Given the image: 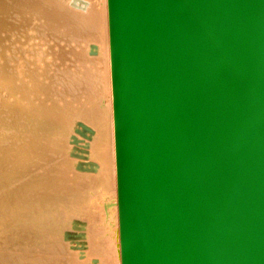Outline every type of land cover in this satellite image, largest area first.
Returning a JSON list of instances; mask_svg holds the SVG:
<instances>
[{
  "label": "water",
  "instance_id": "95a60500",
  "mask_svg": "<svg viewBox=\"0 0 264 264\" xmlns=\"http://www.w3.org/2000/svg\"><path fill=\"white\" fill-rule=\"evenodd\" d=\"M122 264H264V0H108Z\"/></svg>",
  "mask_w": 264,
  "mask_h": 264
},
{
  "label": "bare ground",
  "instance_id": "6f19581e",
  "mask_svg": "<svg viewBox=\"0 0 264 264\" xmlns=\"http://www.w3.org/2000/svg\"><path fill=\"white\" fill-rule=\"evenodd\" d=\"M0 264H122L108 0H0Z\"/></svg>",
  "mask_w": 264,
  "mask_h": 264
}]
</instances>
